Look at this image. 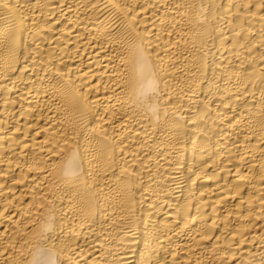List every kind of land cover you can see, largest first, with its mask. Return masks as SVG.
I'll use <instances>...</instances> for the list:
<instances>
[{
    "label": "bare ground",
    "instance_id": "1",
    "mask_svg": "<svg viewBox=\"0 0 264 264\" xmlns=\"http://www.w3.org/2000/svg\"><path fill=\"white\" fill-rule=\"evenodd\" d=\"M0 264H264V0H0Z\"/></svg>",
    "mask_w": 264,
    "mask_h": 264
}]
</instances>
